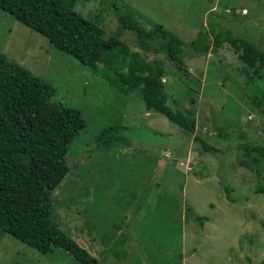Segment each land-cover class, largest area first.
<instances>
[{
	"label": "rangeland",
	"instance_id": "rangeland-1",
	"mask_svg": "<svg viewBox=\"0 0 264 264\" xmlns=\"http://www.w3.org/2000/svg\"><path fill=\"white\" fill-rule=\"evenodd\" d=\"M74 10L144 61H161L166 104L192 112L195 126L188 133L162 114L142 110L134 94H120L0 8V52L50 83L56 97L79 110L86 124L71 144L68 172L50 193L51 220L103 259L97 264H257L264 256V194L253 190L252 168L256 151L264 154V66L247 70L224 44L185 58L184 70H178L150 45L147 50L139 46L117 17L130 15L146 29L149 20L161 23L184 44L213 18L264 54V0H76ZM109 124L124 127L129 143L96 144V134ZM219 132L225 136L218 137ZM193 136L214 150H202ZM260 184L264 189V170ZM186 205L207 220L197 222ZM142 208L143 216L138 214ZM162 228L165 233L158 232ZM160 234L163 251H156ZM146 243L150 252L142 257L154 259L139 258L136 246ZM120 245L126 255L135 251L136 258L106 256ZM0 264L80 263L65 249L40 253L0 232Z\"/></svg>",
	"mask_w": 264,
	"mask_h": 264
},
{
	"label": "trees",
	"instance_id": "trees-1",
	"mask_svg": "<svg viewBox=\"0 0 264 264\" xmlns=\"http://www.w3.org/2000/svg\"><path fill=\"white\" fill-rule=\"evenodd\" d=\"M75 1L0 0V8L44 36L50 46L99 75L120 94H134L140 99L142 110L158 112L185 132L192 133L195 126L192 112L181 108L172 110L165 102L161 61H144L115 36L104 35L95 22L74 10ZM142 20L146 19L142 17ZM117 21L120 28L135 34L139 46L147 50L150 45L153 51L171 60L178 70H184L185 58L204 55L210 47L216 49L224 44L232 48L247 70L256 72L264 66L260 48L232 34L223 21L209 19L207 27L199 30L186 44L161 23L149 20L151 26L146 29L127 14H120ZM261 98L264 102V92ZM85 125L81 112L63 104L50 83L0 52V232L40 253L62 248L80 264H97L103 259L90 255L51 220L50 193L68 172L71 144ZM124 129L111 124L102 127L96 134V144L114 147L121 140L128 144V138L122 134ZM224 136V133H218V137ZM193 139L200 143L202 150H214V146L201 138L193 136ZM256 153L252 168L253 190L264 194L260 184L264 154ZM223 191L232 201L226 185H223ZM127 202L126 199L124 204L128 206ZM185 210L199 223L207 220L205 216L194 214L188 205ZM142 213L145 214L144 208L138 214L143 216ZM131 215L134 212L128 214ZM164 228L158 232L165 233ZM160 238V243L153 245L156 251H163L161 244L165 239L161 234ZM146 244L147 247L144 244L136 246L141 259L152 257H142L150 252V246ZM134 253L126 255L120 245L111 247L106 256L134 259ZM257 264H264V256Z\"/></svg>",
	"mask_w": 264,
	"mask_h": 264
},
{
	"label": "crops",
	"instance_id": "crops-1",
	"mask_svg": "<svg viewBox=\"0 0 264 264\" xmlns=\"http://www.w3.org/2000/svg\"><path fill=\"white\" fill-rule=\"evenodd\" d=\"M125 199V198H124ZM114 206H117L116 204H113Z\"/></svg>",
	"mask_w": 264,
	"mask_h": 264
}]
</instances>
